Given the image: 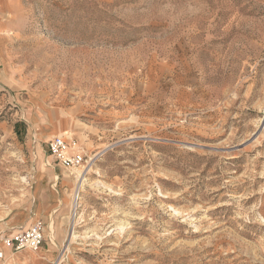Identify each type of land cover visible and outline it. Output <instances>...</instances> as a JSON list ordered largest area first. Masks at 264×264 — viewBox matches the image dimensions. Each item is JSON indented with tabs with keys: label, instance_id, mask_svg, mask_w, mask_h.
Returning a JSON list of instances; mask_svg holds the SVG:
<instances>
[{
	"label": "rangeland",
	"instance_id": "rangeland-1",
	"mask_svg": "<svg viewBox=\"0 0 264 264\" xmlns=\"http://www.w3.org/2000/svg\"><path fill=\"white\" fill-rule=\"evenodd\" d=\"M35 222L47 264H264V0H0V250Z\"/></svg>",
	"mask_w": 264,
	"mask_h": 264
},
{
	"label": "built area",
	"instance_id": "built-area-1",
	"mask_svg": "<svg viewBox=\"0 0 264 264\" xmlns=\"http://www.w3.org/2000/svg\"><path fill=\"white\" fill-rule=\"evenodd\" d=\"M52 156L58 162L67 167H80L84 163L85 156L75 146H72L63 136H57L52 139L49 145ZM43 241V225L41 222H35L27 228L17 231L13 236L1 240L6 249L19 252L23 249H31L37 251ZM4 253L0 250V259Z\"/></svg>",
	"mask_w": 264,
	"mask_h": 264
},
{
	"label": "crops",
	"instance_id": "crops-1",
	"mask_svg": "<svg viewBox=\"0 0 264 264\" xmlns=\"http://www.w3.org/2000/svg\"><path fill=\"white\" fill-rule=\"evenodd\" d=\"M13 228H21V226L15 225ZM55 231L57 234V238H59V239H61L66 232L63 227L55 228ZM7 250H9V251H7V253L4 254L2 259H4V257H7L6 259H8V261H9L8 264H47V262H46L47 258L43 257L40 254H38L36 256L25 257L22 253L16 252V251L11 250V249H7ZM10 252H16V253H10Z\"/></svg>",
	"mask_w": 264,
	"mask_h": 264
},
{
	"label": "bare ground",
	"instance_id": "bare-ground-1",
	"mask_svg": "<svg viewBox=\"0 0 264 264\" xmlns=\"http://www.w3.org/2000/svg\"><path fill=\"white\" fill-rule=\"evenodd\" d=\"M77 173L80 174V177L82 176V171L77 170ZM81 180H82V179H81ZM81 180H80V181H81ZM79 187H80V186H79ZM77 194H78V192H77ZM77 194H76L75 198H78V195H77ZM73 238H74V237H73Z\"/></svg>",
	"mask_w": 264,
	"mask_h": 264
}]
</instances>
